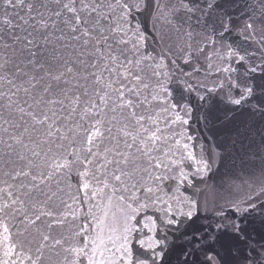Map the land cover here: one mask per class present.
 Returning <instances> with one entry per match:
<instances>
[{"label": "snow or ice", "instance_id": "obj_1", "mask_svg": "<svg viewBox=\"0 0 264 264\" xmlns=\"http://www.w3.org/2000/svg\"><path fill=\"white\" fill-rule=\"evenodd\" d=\"M0 264H264V0H0Z\"/></svg>", "mask_w": 264, "mask_h": 264}]
</instances>
